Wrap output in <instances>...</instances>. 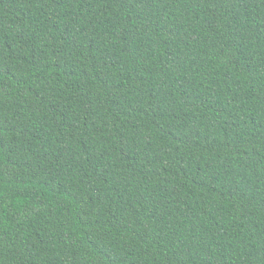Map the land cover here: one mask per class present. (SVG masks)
<instances>
[{"label": "trees", "instance_id": "1", "mask_svg": "<svg viewBox=\"0 0 264 264\" xmlns=\"http://www.w3.org/2000/svg\"><path fill=\"white\" fill-rule=\"evenodd\" d=\"M0 264H264V0H0Z\"/></svg>", "mask_w": 264, "mask_h": 264}]
</instances>
